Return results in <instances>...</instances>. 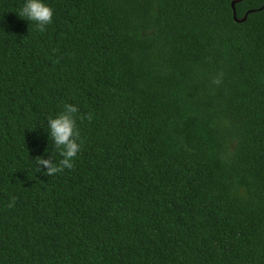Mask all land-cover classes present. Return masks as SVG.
<instances>
[{
	"label": "trees",
	"instance_id": "trees-1",
	"mask_svg": "<svg viewBox=\"0 0 264 264\" xmlns=\"http://www.w3.org/2000/svg\"><path fill=\"white\" fill-rule=\"evenodd\" d=\"M232 1L47 0L40 32L0 0V264H264V0Z\"/></svg>",
	"mask_w": 264,
	"mask_h": 264
},
{
	"label": "clouds",
	"instance_id": "clouds-1",
	"mask_svg": "<svg viewBox=\"0 0 264 264\" xmlns=\"http://www.w3.org/2000/svg\"><path fill=\"white\" fill-rule=\"evenodd\" d=\"M16 13L20 18L34 22L36 30L40 32H44L46 27L53 22V8L47 0H23ZM78 118H84L80 115L78 105L65 103L63 111L48 116L46 124L44 120L39 124L47 133L48 140H51V150L45 149L49 153L47 158L44 156L35 157V166L38 172L43 171L44 174L52 176L74 167L75 159L82 147L77 128ZM53 149L59 153L60 159L58 161L52 155ZM41 166H44L43 169ZM14 203L15 197H12L9 206L11 207Z\"/></svg>",
	"mask_w": 264,
	"mask_h": 264
},
{
	"label": "water",
	"instance_id": "water-1",
	"mask_svg": "<svg viewBox=\"0 0 264 264\" xmlns=\"http://www.w3.org/2000/svg\"><path fill=\"white\" fill-rule=\"evenodd\" d=\"M238 1H240V0H233L232 1V3H231V6H232V9H233V15H234V19L236 20V21H243V20H245V18H246V16H247V13L244 15V17L243 18H241V19H238L237 18V16H236V11H235V3L236 2H238Z\"/></svg>",
	"mask_w": 264,
	"mask_h": 264
}]
</instances>
